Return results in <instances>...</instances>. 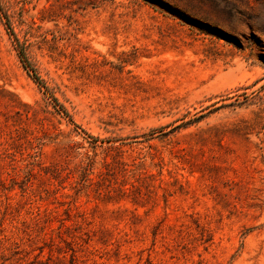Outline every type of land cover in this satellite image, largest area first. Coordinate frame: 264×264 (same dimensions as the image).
Instances as JSON below:
<instances>
[{"label":"rangeland","instance_id":"obj_1","mask_svg":"<svg viewBox=\"0 0 264 264\" xmlns=\"http://www.w3.org/2000/svg\"><path fill=\"white\" fill-rule=\"evenodd\" d=\"M0 264H264V0H0Z\"/></svg>","mask_w":264,"mask_h":264},{"label":"trees","instance_id":"obj_2","mask_svg":"<svg viewBox=\"0 0 264 264\" xmlns=\"http://www.w3.org/2000/svg\"><path fill=\"white\" fill-rule=\"evenodd\" d=\"M87 173V172H86ZM132 187H135V183H133L132 182ZM129 190H130V188H129ZM125 192H126V190H125ZM64 228L65 229H68L67 227H65V225L64 224H62V225H60L59 227H58V229H53L54 231H57L58 233H63L64 232Z\"/></svg>","mask_w":264,"mask_h":264}]
</instances>
